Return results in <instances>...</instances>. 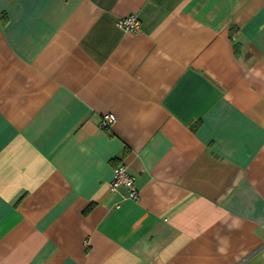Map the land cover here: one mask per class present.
Instances as JSON below:
<instances>
[{
  "label": "crops",
  "instance_id": "0c3cea01",
  "mask_svg": "<svg viewBox=\"0 0 264 264\" xmlns=\"http://www.w3.org/2000/svg\"><path fill=\"white\" fill-rule=\"evenodd\" d=\"M0 264H264V0H0Z\"/></svg>",
  "mask_w": 264,
  "mask_h": 264
},
{
  "label": "built area",
  "instance_id": "2783aa9c",
  "mask_svg": "<svg viewBox=\"0 0 264 264\" xmlns=\"http://www.w3.org/2000/svg\"><path fill=\"white\" fill-rule=\"evenodd\" d=\"M117 24L128 31L138 32L141 26V20L138 15H127L117 22ZM116 121L114 113H106L103 115L100 125L103 128H108ZM110 189L114 192L121 188H126L127 198L137 199L139 197L140 189L137 183V177L132 173L126 163H118L113 170V178L110 181Z\"/></svg>",
  "mask_w": 264,
  "mask_h": 264
}]
</instances>
